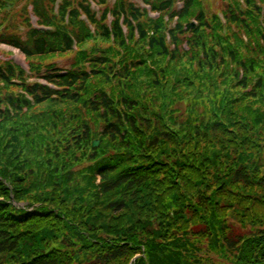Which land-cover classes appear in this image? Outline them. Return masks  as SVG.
I'll return each instance as SVG.
<instances>
[{"label": "trees", "instance_id": "trees-1", "mask_svg": "<svg viewBox=\"0 0 264 264\" xmlns=\"http://www.w3.org/2000/svg\"><path fill=\"white\" fill-rule=\"evenodd\" d=\"M88 1L0 0V264H264V0Z\"/></svg>", "mask_w": 264, "mask_h": 264}, {"label": "rangeland", "instance_id": "rangeland-1", "mask_svg": "<svg viewBox=\"0 0 264 264\" xmlns=\"http://www.w3.org/2000/svg\"><path fill=\"white\" fill-rule=\"evenodd\" d=\"M209 1H210V3H209L210 5L211 4L214 5V1H215L216 5L220 3V0H209ZM30 12H31V9L27 8V14L29 17L31 16ZM30 19L32 20V22L35 21L32 17H30ZM23 28H24V26L21 29H23ZM2 48L3 49H0V60H2V59L3 60H10L11 59L15 63L21 65L22 67H24V68L27 67V65L24 62V56L21 53L17 52L16 50L12 51L11 48L6 47V46L2 47ZM4 49L6 51H8V53H3L5 51ZM10 52H11V54H9ZM66 58H67V55H65V57L64 56H62V57L61 56H57V57L55 56V58H52L51 60H53L55 63L58 64L60 62H66V60H67ZM200 246H202V248L204 249V252L198 254V255H201V257H204V259L202 260L203 262L201 264H229V262H227L225 260L222 261V259L220 257H218L215 253H212V252L207 253L206 252V247H207L206 244L201 243Z\"/></svg>", "mask_w": 264, "mask_h": 264}, {"label": "water", "instance_id": "water-1", "mask_svg": "<svg viewBox=\"0 0 264 264\" xmlns=\"http://www.w3.org/2000/svg\"><path fill=\"white\" fill-rule=\"evenodd\" d=\"M93 144H94V145H97V144H98V142H97V141H95Z\"/></svg>", "mask_w": 264, "mask_h": 264}]
</instances>
